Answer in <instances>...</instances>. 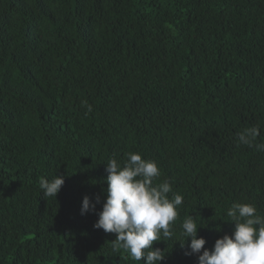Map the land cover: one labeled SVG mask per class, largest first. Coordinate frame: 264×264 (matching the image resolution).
<instances>
[{
    "label": "trees",
    "instance_id": "obj_1",
    "mask_svg": "<svg viewBox=\"0 0 264 264\" xmlns=\"http://www.w3.org/2000/svg\"><path fill=\"white\" fill-rule=\"evenodd\" d=\"M252 125L264 142V0H0V264H145L94 227L127 152L184 197L161 264H198L185 217L211 250L233 203L264 216V152L236 146Z\"/></svg>",
    "mask_w": 264,
    "mask_h": 264
},
{
    "label": "clouds",
    "instance_id": "obj_2",
    "mask_svg": "<svg viewBox=\"0 0 264 264\" xmlns=\"http://www.w3.org/2000/svg\"><path fill=\"white\" fill-rule=\"evenodd\" d=\"M84 106L87 113L93 111L86 101ZM260 135L259 125L245 127L236 133V146L264 152V142H257ZM106 165V201L94 227L116 234L113 251L123 250L136 262L161 264L166 254L153 244L173 238L183 195L173 192L170 179L156 183L161 170L155 160L144 158L141 153L127 152L122 160L114 156ZM64 183V176L55 175L50 180L41 178L39 187L45 197L56 198ZM95 206L85 196L81 214L95 211ZM226 216L235 223L234 232L217 239L211 250L205 249V238H198V229L203 225H198L197 217H185L181 224L185 239L177 240L183 248L191 238L190 251L185 254L197 255L198 264H264V216L257 207L235 202L226 210Z\"/></svg>",
    "mask_w": 264,
    "mask_h": 264
}]
</instances>
